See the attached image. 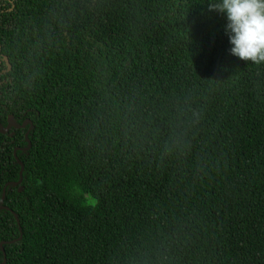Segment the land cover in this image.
Instances as JSON below:
<instances>
[{
	"label": "trees",
	"instance_id": "obj_1",
	"mask_svg": "<svg viewBox=\"0 0 264 264\" xmlns=\"http://www.w3.org/2000/svg\"><path fill=\"white\" fill-rule=\"evenodd\" d=\"M210 2L0 0V264H264V63Z\"/></svg>",
	"mask_w": 264,
	"mask_h": 264
},
{
	"label": "clouds",
	"instance_id": "obj_2",
	"mask_svg": "<svg viewBox=\"0 0 264 264\" xmlns=\"http://www.w3.org/2000/svg\"><path fill=\"white\" fill-rule=\"evenodd\" d=\"M209 10L226 15L233 56L264 63V0H211Z\"/></svg>",
	"mask_w": 264,
	"mask_h": 264
},
{
	"label": "water",
	"instance_id": "obj_3",
	"mask_svg": "<svg viewBox=\"0 0 264 264\" xmlns=\"http://www.w3.org/2000/svg\"><path fill=\"white\" fill-rule=\"evenodd\" d=\"M22 190H23V188H20V190H19V191L21 192Z\"/></svg>",
	"mask_w": 264,
	"mask_h": 264
}]
</instances>
